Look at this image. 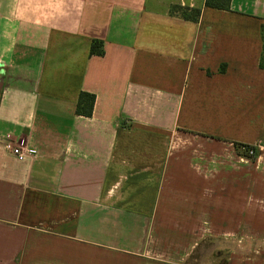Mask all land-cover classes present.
Here are the masks:
<instances>
[{
  "label": "crops",
  "instance_id": "obj_1",
  "mask_svg": "<svg viewBox=\"0 0 264 264\" xmlns=\"http://www.w3.org/2000/svg\"><path fill=\"white\" fill-rule=\"evenodd\" d=\"M263 24L264 0H0V139L36 148L0 146V264H264Z\"/></svg>",
  "mask_w": 264,
  "mask_h": 264
},
{
  "label": "trees",
  "instance_id": "obj_2",
  "mask_svg": "<svg viewBox=\"0 0 264 264\" xmlns=\"http://www.w3.org/2000/svg\"><path fill=\"white\" fill-rule=\"evenodd\" d=\"M231 0H204V6L207 8H212L216 10L228 11ZM169 13L172 15H177L181 19L189 21V22H197L200 10L199 9H191L187 7H179V6H171ZM261 37L263 42L262 54L260 57L259 67L264 69V24L261 25ZM101 43L99 41H93L90 47V54L101 56L103 54L100 49ZM94 103V96L88 93L81 92L78 97V101L76 104L75 112L78 115L89 116L91 114L92 106ZM237 150L240 148L246 149L250 148L249 145H240L234 144Z\"/></svg>",
  "mask_w": 264,
  "mask_h": 264
},
{
  "label": "built area",
  "instance_id": "obj_3",
  "mask_svg": "<svg viewBox=\"0 0 264 264\" xmlns=\"http://www.w3.org/2000/svg\"><path fill=\"white\" fill-rule=\"evenodd\" d=\"M0 146L10 156L21 161L25 158H31L36 154V148L30 146L23 138L14 139L10 135H5L0 139ZM243 149V148H242ZM249 154H252V148L244 149Z\"/></svg>",
  "mask_w": 264,
  "mask_h": 264
},
{
  "label": "rangeland",
  "instance_id": "obj_4",
  "mask_svg": "<svg viewBox=\"0 0 264 264\" xmlns=\"http://www.w3.org/2000/svg\"><path fill=\"white\" fill-rule=\"evenodd\" d=\"M252 148V154H249L247 151H245L244 149L240 148L238 150V155L241 156L242 158H244L245 160H249V161H255L258 159L260 153H261V144H259V146H251Z\"/></svg>",
  "mask_w": 264,
  "mask_h": 264
}]
</instances>
